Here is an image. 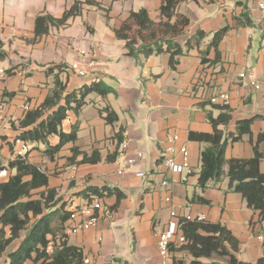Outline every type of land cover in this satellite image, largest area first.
Returning a JSON list of instances; mask_svg holds the SVG:
<instances>
[{
    "label": "crops",
    "instance_id": "obj_1",
    "mask_svg": "<svg viewBox=\"0 0 264 264\" xmlns=\"http://www.w3.org/2000/svg\"><path fill=\"white\" fill-rule=\"evenodd\" d=\"M261 2L264 0H179L176 12L187 16L190 24L177 39L184 53L172 68L169 53L129 56L126 41L116 36V30L132 12L145 9L152 21H162L163 0H0V41L6 54L0 59V163L1 159H16L20 121L42 106L57 78L66 86L64 96L94 82L111 89L106 96L88 94L82 107L68 112L61 129L67 134L76 131L77 140L66 143L54 156L45 153L47 144L29 142V161L46 170L49 187L57 189L68 210L89 200L81 194L88 188L104 190L98 226L74 234L66 232L69 244L83 251V264H191L193 258L182 245L172 246L166 257L160 254L158 236L168 228L172 211L179 215L178 220L189 215L226 226L240 241L238 257L242 261L256 263L264 255L260 238L264 220L259 211L250 208L243 196L230 188L227 176L212 181L205 190L199 187L201 153L206 145L190 138L191 132H212L209 114L217 117L224 104L211 103L210 99L222 93L229 94L227 105L233 115L229 125L222 127L226 135L237 132L239 121L254 119L252 136L245 135L227 146V160L251 158L253 142L264 135ZM72 9L77 13L65 25L52 26L49 33L36 37L39 16L61 19ZM247 20L251 24H246ZM225 27L229 29L219 44L217 57L209 46L214 34ZM198 31L207 36L188 48L187 41ZM74 63L86 70L85 76L70 69ZM247 67L257 74L261 90L239 78V72ZM106 108L117 113L114 124L106 121ZM121 130L128 143L123 157L119 156L120 143L116 139ZM174 136L178 140L173 141ZM59 142L58 135L49 137V146ZM182 146L189 149L192 168L186 181L162 162L163 152L169 147L181 162ZM73 148L88 155L97 150L102 160L78 164L81 154L73 163ZM260 150L264 154V139ZM139 153L142 159L122 168L127 157ZM114 154L116 159L108 160ZM260 167L264 173V158ZM2 169L8 176L0 177V182L16 174V170L5 166ZM228 169L226 164L225 172ZM138 172L145 176H137ZM107 187L125 194L118 205L116 195L105 191ZM18 246L19 242L11 245L0 264H9L7 254ZM207 260L201 259L202 264Z\"/></svg>",
    "mask_w": 264,
    "mask_h": 264
},
{
    "label": "trees",
    "instance_id": "obj_2",
    "mask_svg": "<svg viewBox=\"0 0 264 264\" xmlns=\"http://www.w3.org/2000/svg\"><path fill=\"white\" fill-rule=\"evenodd\" d=\"M179 0H163L161 15L163 20L154 22L148 12L142 9L132 12L128 19L116 30V36L126 41L127 55L138 57L143 54L149 57L154 54L167 52L170 54V65L175 68L178 57L184 53V48L177 39L187 30L190 19L177 14ZM77 13L68 11L61 19L50 15H41L36 20V37L49 33L52 26L65 25L69 17ZM239 22V21H237ZM246 24H251L247 20ZM229 27H225L214 34L209 48L214 49L216 56L220 55L218 47ZM207 34L198 31L187 41V47H193L201 42ZM6 54L1 50L0 59ZM204 60V59H203ZM66 86L57 78L55 88L41 107L34 109L20 121L22 132L19 138L27 142H42L48 147L45 153L54 156L69 142L77 140V132L64 133L61 125L72 109H79L85 103L90 93L106 96L111 89L102 82H94L84 86L79 91H73L66 96ZM51 111V112H48ZM105 119L114 124L118 121L117 113L106 108ZM233 115L231 108L224 104L217 117L209 114L212 124L211 133L191 132L190 138L206 146L201 153V171L198 185L205 190L209 184L221 181L225 176L230 180V188L240 193L250 208L259 211L264 220V173L261 171V161L264 154L260 150V143L264 135L260 134L253 142L254 154L251 158H234L227 160L225 153L230 142L240 141L243 136H252L251 125L253 118L241 120L237 123V132L226 135L222 127L229 125ZM58 135L60 142L56 146H49V137ZM119 143L123 141L122 130L116 134ZM71 161L75 163L77 155H83L76 163H98L102 160L100 153L95 150L92 155L73 148ZM117 154L108 157L113 161ZM229 165L225 172V165ZM1 168V163H0ZM10 168L16 174L7 181L0 182V260L7 249L15 242L18 248L7 254L9 264H83V251L70 245L67 240L66 223L70 217L66 203L59 196L56 188L49 187V174L42 167L33 164L26 158L10 161ZM104 191V190H103ZM103 191L98 188H88L81 194L90 199L98 196L102 199ZM108 194L116 195L117 205L125 197L118 188H105ZM200 200L208 203L209 201ZM181 228L186 237L182 246L193 258L191 264H202L201 259L213 256L227 257L228 261L214 264H264V255L256 263L239 259V239L221 223L197 220H181ZM27 232L25 237L22 234ZM264 245V232H263Z\"/></svg>",
    "mask_w": 264,
    "mask_h": 264
},
{
    "label": "built area",
    "instance_id": "obj_3",
    "mask_svg": "<svg viewBox=\"0 0 264 264\" xmlns=\"http://www.w3.org/2000/svg\"><path fill=\"white\" fill-rule=\"evenodd\" d=\"M259 6L264 9V2H261ZM70 69L78 74L79 76H85L86 70L82 69L78 63H74L70 66ZM239 78L243 81L244 84L250 86L255 90H261L262 84L258 80L257 74L252 68H245L239 72ZM222 102L223 104H228L230 101V96L227 93H222L219 96L213 97L210 99L211 103ZM178 140V136L173 137V141ZM15 157L16 159L26 158L30 151V143L24 141L21 138H18L15 141ZM128 150V143L126 140H123L120 143L119 156H124L125 152ZM175 150L172 147L167 148L163 152L162 162L163 164L173 173L182 175V181H186L192 173V168L189 163L190 152L186 146H182L179 149L180 154L182 155V161L178 162L174 157ZM143 158V154L139 153L136 157H127L122 164V168H127L135 163L138 160ZM123 173V171H120ZM8 172L6 169L0 171V177H7ZM137 176L144 177L145 173L138 172ZM164 185H167L168 182H163ZM103 209L102 199L98 196L91 197L83 206L73 208L71 210L70 217L66 223V232L69 234L79 233L82 231L90 230L98 226L101 219V211ZM172 220L170 221L168 228L159 233L158 236V247L160 254L163 257H166L171 250V247L174 245H184L186 243V237L181 228V220H178V214L175 211L171 212ZM187 220H197L205 221L203 217L193 218L192 216H186ZM263 240V236L260 237ZM89 260H86V263Z\"/></svg>",
    "mask_w": 264,
    "mask_h": 264
},
{
    "label": "rangeland",
    "instance_id": "obj_4",
    "mask_svg": "<svg viewBox=\"0 0 264 264\" xmlns=\"http://www.w3.org/2000/svg\"><path fill=\"white\" fill-rule=\"evenodd\" d=\"M2 167L5 166L8 169L10 168V161L8 159H1ZM24 235L26 232L23 233ZM228 258L227 257H219V256H213L212 258H209L206 262V264H214V263H224L227 262Z\"/></svg>",
    "mask_w": 264,
    "mask_h": 264
}]
</instances>
